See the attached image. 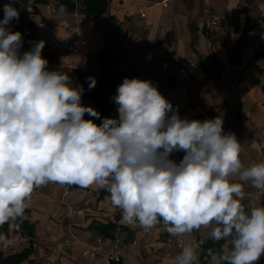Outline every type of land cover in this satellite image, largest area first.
Listing matches in <instances>:
<instances>
[{
    "label": "clouds",
    "instance_id": "clouds-1",
    "mask_svg": "<svg viewBox=\"0 0 264 264\" xmlns=\"http://www.w3.org/2000/svg\"><path fill=\"white\" fill-rule=\"evenodd\" d=\"M32 4L23 6L30 12ZM3 12L0 225L23 217L36 188L96 185L129 225L148 231L162 220L171 236L210 229L213 241L231 239L228 250H208L213 264H257L264 256V204L246 211L242 201L250 195L245 185L264 189V163L244 166L243 146L224 132L221 117L181 119L151 81L124 78L112 97L118 117L85 119L100 113L82 105L83 85L48 70L43 40L21 54V33L7 27L19 11L8 3ZM87 79L91 90L96 80ZM176 152L184 153L179 162L170 158ZM200 247L188 240L175 264H199Z\"/></svg>",
    "mask_w": 264,
    "mask_h": 264
},
{
    "label": "crops",
    "instance_id": "crops-1",
    "mask_svg": "<svg viewBox=\"0 0 264 264\" xmlns=\"http://www.w3.org/2000/svg\"><path fill=\"white\" fill-rule=\"evenodd\" d=\"M8 1L19 11V19L7 27L32 36L26 51L41 40L68 41L78 49L72 53L44 47L48 70L66 72L79 86L77 72L96 79L98 56L108 49L117 71L129 79L151 81L173 111L181 108L189 120L221 117L223 128L231 127L243 146L245 167L264 163V0H105L102 13H82L80 23L68 10L60 14L57 0H33L30 12L23 6L28 0ZM48 5L57 10L49 11ZM81 103L96 110L85 94ZM117 108L110 111V118L118 117ZM183 155L176 152L170 158L179 162ZM245 191L251 194L252 188L245 185ZM23 218L32 224L33 234L28 236L12 221L0 241V262L31 243V254L17 264H112L97 253L110 245V237L97 230L108 222L127 243L122 264H175L181 250L166 243L174 236L162 220L148 231L123 222L121 210L109 197L100 198L96 185L69 188L49 183L36 188ZM68 233L77 240L65 247L62 240ZM100 236L103 240L97 243ZM183 238L184 243L194 238L202 245L211 239L210 229ZM230 247L231 239L223 240L221 252ZM257 264H264V256Z\"/></svg>",
    "mask_w": 264,
    "mask_h": 264
},
{
    "label": "trees",
    "instance_id": "trees-1",
    "mask_svg": "<svg viewBox=\"0 0 264 264\" xmlns=\"http://www.w3.org/2000/svg\"><path fill=\"white\" fill-rule=\"evenodd\" d=\"M38 1V0H35ZM41 1V0H40ZM82 4L85 5V10L82 13H88L92 15H99L104 11L105 0H81ZM58 6H64L65 10L71 11L73 8L74 0H57ZM22 37V43L25 47H28L32 42V36L28 31H20ZM100 62V70L96 77L95 87L89 90L88 88V76L82 72L78 71V77L80 85L84 87V93L93 103L96 111L100 113V119L93 117L91 120L94 122H102L104 118H110V111L116 106V103L112 97L116 94L117 86L123 82L124 78H128L127 75L123 72H119L115 68V60L112 57L111 52L106 49L100 52L98 56ZM89 119L87 115L84 117ZM73 185H68L71 188ZM109 197V193L106 190L100 189V198ZM12 221H9L3 225H0V234L5 238L7 237V229L9 224ZM15 223L18 224L19 228L22 229L28 236L33 234L32 224L24 219L23 217L17 218ZM97 230L104 237H111L112 232L115 230V224L108 222L105 225H100L97 227ZM221 241H213L209 239L201 245L200 254H199V264H210L211 257L208 255V250L212 249L216 253H220ZM31 243L28 247L24 248L21 252L15 253L7 256L3 259L0 264H17L24 259H26L31 254ZM112 264H122L121 260L118 262H112Z\"/></svg>",
    "mask_w": 264,
    "mask_h": 264
},
{
    "label": "built area",
    "instance_id": "built-area-1",
    "mask_svg": "<svg viewBox=\"0 0 264 264\" xmlns=\"http://www.w3.org/2000/svg\"><path fill=\"white\" fill-rule=\"evenodd\" d=\"M8 0H0V20L3 19L4 12H3V7L5 4H8ZM46 8L54 12L57 10L55 6L48 5ZM83 9L80 0H74L73 8L70 11L72 16L76 19L77 23L81 22V15H82ZM209 13L210 11L207 10ZM212 13V12H211ZM212 17L214 20L218 19V16L216 14L212 13ZM45 42V48L46 50H59L62 52H72V53H77L78 49L73 46L70 42L64 41L59 44H52L48 40H44ZM46 50H42V55ZM26 51L25 46H21L20 48V53L22 54L23 52ZM176 111L178 115L180 116L181 119H185L186 116L183 113L181 108H176ZM225 133L231 132L232 128L231 127H225L223 128ZM35 193V189L32 193V196ZM264 201V189H252V192L249 197L245 198L242 203L245 205L246 211L254 204L258 202ZM77 240V237L73 233H68L62 240V244L65 247H70L73 242ZM103 238L100 236L97 238L96 242L101 243ZM166 243L170 245H175L179 248H182L184 245V238L183 236H174V237H169L166 239ZM33 248L35 249L36 245L35 243L32 244ZM127 243L125 242L124 238L120 235V233L117 230H114L112 232V236L110 237V245L104 252L97 251V253H101L108 261L110 262H118L120 260L121 252L122 250L126 247Z\"/></svg>",
    "mask_w": 264,
    "mask_h": 264
}]
</instances>
